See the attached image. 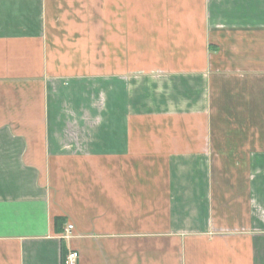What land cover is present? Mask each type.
Listing matches in <instances>:
<instances>
[{
    "label": "crops",
    "instance_id": "crops-1",
    "mask_svg": "<svg viewBox=\"0 0 264 264\" xmlns=\"http://www.w3.org/2000/svg\"><path fill=\"white\" fill-rule=\"evenodd\" d=\"M71 251L264 264V0H0V264Z\"/></svg>",
    "mask_w": 264,
    "mask_h": 264
},
{
    "label": "built area",
    "instance_id": "built-area-1",
    "mask_svg": "<svg viewBox=\"0 0 264 264\" xmlns=\"http://www.w3.org/2000/svg\"><path fill=\"white\" fill-rule=\"evenodd\" d=\"M71 230H72V227L68 226L65 230L64 237L67 238L71 234ZM77 261H78L77 252L71 251L65 256L62 264H77Z\"/></svg>",
    "mask_w": 264,
    "mask_h": 264
}]
</instances>
